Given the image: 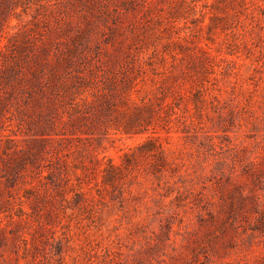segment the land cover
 <instances>
[{"label":"rangeland","instance_id":"rangeland-1","mask_svg":"<svg viewBox=\"0 0 264 264\" xmlns=\"http://www.w3.org/2000/svg\"><path fill=\"white\" fill-rule=\"evenodd\" d=\"M0 264H264V0H0Z\"/></svg>","mask_w":264,"mask_h":264}]
</instances>
